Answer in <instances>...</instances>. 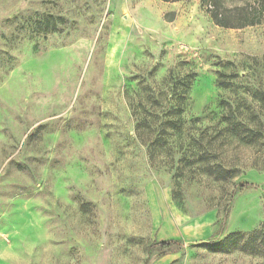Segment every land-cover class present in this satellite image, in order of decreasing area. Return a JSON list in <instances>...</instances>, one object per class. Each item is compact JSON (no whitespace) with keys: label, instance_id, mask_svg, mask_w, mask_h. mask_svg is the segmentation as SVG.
Masks as SVG:
<instances>
[{"label":"rangeland","instance_id":"1","mask_svg":"<svg viewBox=\"0 0 264 264\" xmlns=\"http://www.w3.org/2000/svg\"><path fill=\"white\" fill-rule=\"evenodd\" d=\"M263 6L0 0V264H264Z\"/></svg>","mask_w":264,"mask_h":264},{"label":"trees","instance_id":"2","mask_svg":"<svg viewBox=\"0 0 264 264\" xmlns=\"http://www.w3.org/2000/svg\"><path fill=\"white\" fill-rule=\"evenodd\" d=\"M162 1L178 2V1H189V0H162ZM262 10L264 12V6ZM49 19H53V18H49ZM217 23L219 26L224 27V28H237L238 27V26L231 25L228 22L226 17L221 18L220 20H217ZM255 24L256 23L249 21V22L242 24L240 27L253 26ZM46 29H47L46 31L48 32H55L57 30L56 26L55 25L50 26V23H46ZM182 110H183L182 107H178V111H176V114L177 115L180 114ZM167 124L173 128H178V120L176 122H167ZM237 127H241V130L240 132H238V135H245L243 138H248L250 137V135L255 134L254 131L246 130L245 127H243L242 125H238ZM220 136L221 134L218 133L214 136V138L220 137ZM211 158L213 157H211L209 153L205 152L203 153V156L198 159V162H203L207 164L208 162H210ZM206 172L209 176H214L216 179L223 180V181L232 179L234 175L236 174V170L226 169L221 164H216V165L207 164ZM244 187L245 186H242L241 189H243ZM175 198L176 200H178L179 195L176 194ZM259 235L260 234L258 232H254L251 236H249V240L243 246L240 247L239 246L240 242L243 240L245 235L240 234V233L230 234L223 241L218 242V243H213L210 245V247L213 252H230L235 249H240L242 251H246V252L248 251L251 253L259 254L260 248L256 243V240L258 239ZM158 245L164 250H169L173 246L181 245V243L178 241H169V242H161Z\"/></svg>","mask_w":264,"mask_h":264},{"label":"water","instance_id":"3","mask_svg":"<svg viewBox=\"0 0 264 264\" xmlns=\"http://www.w3.org/2000/svg\"><path fill=\"white\" fill-rule=\"evenodd\" d=\"M191 245H195V244H191Z\"/></svg>","mask_w":264,"mask_h":264}]
</instances>
